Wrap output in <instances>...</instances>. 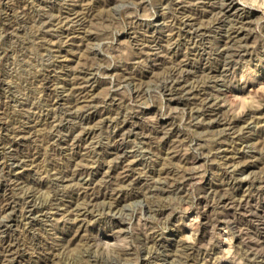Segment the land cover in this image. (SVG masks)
<instances>
[{
    "label": "rangeland",
    "instance_id": "rangeland-1",
    "mask_svg": "<svg viewBox=\"0 0 264 264\" xmlns=\"http://www.w3.org/2000/svg\"><path fill=\"white\" fill-rule=\"evenodd\" d=\"M233 1L0 0V264H264V0Z\"/></svg>",
    "mask_w": 264,
    "mask_h": 264
},
{
    "label": "bare ground",
    "instance_id": "bare-ground-1",
    "mask_svg": "<svg viewBox=\"0 0 264 264\" xmlns=\"http://www.w3.org/2000/svg\"><path fill=\"white\" fill-rule=\"evenodd\" d=\"M236 1V0H235ZM238 4L235 3L233 0H231V2H229L228 6H227V10H238ZM234 12V11H233ZM239 15V13H238ZM234 16V15H233ZM229 17V16H228ZM231 18V17H230ZM238 19V18H237ZM225 20V19H224ZM242 20V19H241ZM240 21V20H239ZM226 22V21H225ZM234 22V21H233ZM161 23V22H160ZM228 33V32H227ZM237 33V32H236ZM245 33V32H244ZM233 36V35H232ZM236 42V41H235ZM243 51V50H242ZM221 55V54H220Z\"/></svg>",
    "mask_w": 264,
    "mask_h": 264
}]
</instances>
